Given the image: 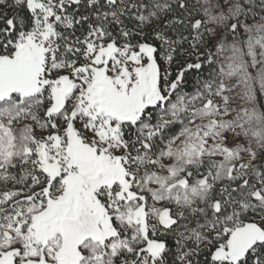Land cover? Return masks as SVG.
<instances>
[{
  "label": "snow or ice",
  "instance_id": "obj_1",
  "mask_svg": "<svg viewBox=\"0 0 264 264\" xmlns=\"http://www.w3.org/2000/svg\"><path fill=\"white\" fill-rule=\"evenodd\" d=\"M197 3L0 0V264H264V0Z\"/></svg>",
  "mask_w": 264,
  "mask_h": 264
},
{
  "label": "rangeland",
  "instance_id": "obj_2",
  "mask_svg": "<svg viewBox=\"0 0 264 264\" xmlns=\"http://www.w3.org/2000/svg\"><path fill=\"white\" fill-rule=\"evenodd\" d=\"M188 2L190 3V5L192 6V9L193 10H196V9H200L201 8V4L197 3V0H188ZM197 15V18H200V15L199 13H195ZM241 38L242 39H247V37L241 33ZM231 37H229V43L231 42ZM231 55V53L227 50L225 51H218L216 53V64L214 66V74L218 73L220 71V68L221 66H225V71L227 70L226 69V65L228 63V57ZM209 69H208V66L205 65V69H204V76L206 77L207 76V73H208ZM225 80V83L226 84H232L234 83V79H229V78H224ZM195 84V83H194ZM187 90V89H186ZM189 91V90H187ZM192 91V90H191ZM239 92V89H236L234 90L231 95L235 98L236 100V103H233L232 104V107L233 108H236L237 107V104H239L240 106H243L244 105V101L242 99L239 98V96L237 95V93ZM233 115H235V113H233Z\"/></svg>",
  "mask_w": 264,
  "mask_h": 264
},
{
  "label": "trees",
  "instance_id": "obj_3",
  "mask_svg": "<svg viewBox=\"0 0 264 264\" xmlns=\"http://www.w3.org/2000/svg\"><path fill=\"white\" fill-rule=\"evenodd\" d=\"M180 30L183 31V29H180ZM146 31H147V29H146ZM169 34L171 35L170 32H169ZM175 70H176V68H175V66H174V68H173V74H175ZM196 75H197L196 73L186 74L187 79H188V83H187V85H186V89H187V90H189V91L193 90V86H194V83H195V79H194V77H195Z\"/></svg>",
  "mask_w": 264,
  "mask_h": 264
}]
</instances>
